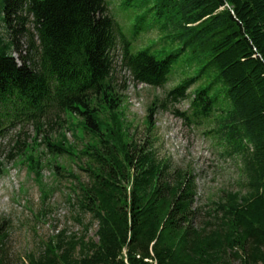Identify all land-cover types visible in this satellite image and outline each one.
Wrapping results in <instances>:
<instances>
[{
	"label": "trees",
	"instance_id": "16d2710c",
	"mask_svg": "<svg viewBox=\"0 0 264 264\" xmlns=\"http://www.w3.org/2000/svg\"><path fill=\"white\" fill-rule=\"evenodd\" d=\"M157 3L155 21L176 47L164 58L150 49L134 54L106 0H0V134L31 124L52 155L87 157L88 183L57 168L78 181L77 220L90 214L98 223L97 241L62 232L29 264H264V0ZM117 51L133 81L153 88L165 87L187 54L197 61L195 74L160 106L189 99L190 113L180 116L196 124L213 120L210 134L240 161L243 187L224 192L202 228L195 225L194 173L174 168L150 140L140 145L130 133L114 81ZM203 75L214 78L191 95ZM157 107L155 101L148 109L149 131ZM66 121L77 139H90L84 151L64 133L48 138L47 125L63 129ZM31 147L16 141L13 158L41 179V158ZM50 195L44 187V203ZM7 238L0 229V264H7Z\"/></svg>",
	"mask_w": 264,
	"mask_h": 264
},
{
	"label": "rangeland",
	"instance_id": "374dc122",
	"mask_svg": "<svg viewBox=\"0 0 264 264\" xmlns=\"http://www.w3.org/2000/svg\"><path fill=\"white\" fill-rule=\"evenodd\" d=\"M111 15L121 25L125 35L132 42V52L150 49L159 58H164L176 47H171L163 39L164 34L157 23L158 0H106ZM144 5V7L142 6ZM145 17V20L143 19ZM141 27L140 34L136 32ZM5 34V30L0 28ZM23 50L26 41H21ZM120 52L115 53L116 68L114 81L123 96L122 110L126 123L131 128L135 140L144 145L151 141L153 148L162 159L171 161L174 168L194 173L198 186V199L195 208L198 215L195 225L202 228L213 217L215 204L224 192H237L243 189L240 176V161L229 158L216 137L210 134L216 124L213 120H203L200 124L188 122L179 113H190V100L175 105L160 106L169 91L183 80L195 74L196 60L187 54L173 67L168 84L163 88H153L136 84L130 73L121 67ZM16 57V56H15ZM214 75H203L190 92L208 86ZM158 103L155 115V129L149 131L147 115L149 107ZM78 119H75V123ZM63 129L52 123L47 125L48 138L53 142L61 140L64 133L68 143L79 152L85 150L90 141L87 137L81 142L69 130L68 122H63ZM43 135H36L31 124H15L3 127L0 134V229L8 233L6 240L7 264H29V256H39L44 250V243L66 232L70 239L84 237L85 242L98 240V223L90 214H83L79 222L77 216L76 189L78 181L70 178L62 168L71 170L83 183H88L86 172L88 158L80 154L81 159L69 155H52L42 141ZM37 139V140H36ZM26 142L29 148L37 147L36 152L42 163V178L36 177L25 162L14 160L13 148L16 141ZM40 144L37 146L35 144ZM12 154L10 159L7 155ZM57 167H62L58 170ZM51 191L50 198L43 202V188ZM47 208L46 216L41 211ZM89 226L86 232L85 227ZM234 264H240L235 261Z\"/></svg>",
	"mask_w": 264,
	"mask_h": 264
}]
</instances>
